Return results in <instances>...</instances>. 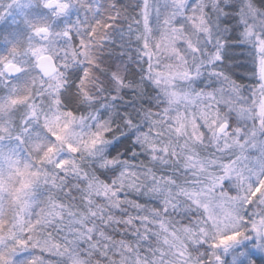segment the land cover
<instances>
[{
  "label": "snow or ice",
  "instance_id": "snow-or-ice-1",
  "mask_svg": "<svg viewBox=\"0 0 264 264\" xmlns=\"http://www.w3.org/2000/svg\"><path fill=\"white\" fill-rule=\"evenodd\" d=\"M0 264H264V0H0Z\"/></svg>",
  "mask_w": 264,
  "mask_h": 264
}]
</instances>
